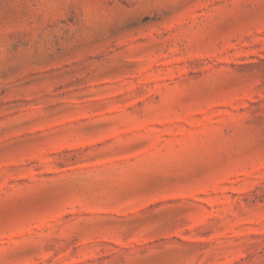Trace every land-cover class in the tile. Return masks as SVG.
<instances>
[{"label":"rangeland","instance_id":"obj_1","mask_svg":"<svg viewBox=\"0 0 264 264\" xmlns=\"http://www.w3.org/2000/svg\"><path fill=\"white\" fill-rule=\"evenodd\" d=\"M0 264H264V0H0Z\"/></svg>","mask_w":264,"mask_h":264}]
</instances>
